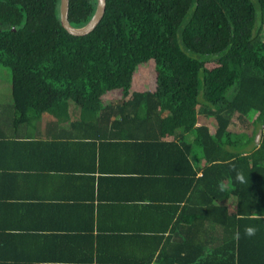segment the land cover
Masks as SVG:
<instances>
[{
    "label": "trees",
    "instance_id": "obj_1",
    "mask_svg": "<svg viewBox=\"0 0 264 264\" xmlns=\"http://www.w3.org/2000/svg\"><path fill=\"white\" fill-rule=\"evenodd\" d=\"M95 5L69 0L71 24H84ZM263 31L264 0H106L101 19L80 35L61 25L59 0H0L13 124L45 111L68 119L75 106L106 123L146 125L149 164L161 145L182 157L168 168L176 190L149 196L147 232L100 233L95 264H264V221L235 213H264V129L249 151L250 138L229 129L249 114L262 125ZM247 224L255 236L245 235ZM140 238V248H124Z\"/></svg>",
    "mask_w": 264,
    "mask_h": 264
},
{
    "label": "crops",
    "instance_id": "obj_2",
    "mask_svg": "<svg viewBox=\"0 0 264 264\" xmlns=\"http://www.w3.org/2000/svg\"><path fill=\"white\" fill-rule=\"evenodd\" d=\"M1 72L0 264H95L90 257L100 233L117 228L134 235L147 232L149 196L158 189L164 194L176 190L168 171L182 158L176 149L161 145V156L149 164L145 151L150 142L142 129L146 125L135 120L117 125L79 112L63 120L45 111L15 125L9 73ZM254 117H233L236 125L229 127L250 138L244 148L248 151L261 139ZM192 137L185 134L187 141ZM195 151L191 146L188 155L193 167ZM198 162L202 165L204 158ZM140 240L124 248H140Z\"/></svg>",
    "mask_w": 264,
    "mask_h": 264
},
{
    "label": "water",
    "instance_id": "obj_3",
    "mask_svg": "<svg viewBox=\"0 0 264 264\" xmlns=\"http://www.w3.org/2000/svg\"><path fill=\"white\" fill-rule=\"evenodd\" d=\"M106 0H96L95 10L91 17L82 25L75 26L69 21V0H59V20L61 25L70 33L80 35L90 31L101 19L105 11ZM262 131L257 135L260 137Z\"/></svg>",
    "mask_w": 264,
    "mask_h": 264
},
{
    "label": "clouds",
    "instance_id": "obj_4",
    "mask_svg": "<svg viewBox=\"0 0 264 264\" xmlns=\"http://www.w3.org/2000/svg\"><path fill=\"white\" fill-rule=\"evenodd\" d=\"M262 129V125H261ZM236 181L240 184H247L248 180L244 176L242 172H237L236 173ZM231 207V206H230ZM235 213L237 214V217L242 220H247V221H264V213H258L257 211H251V212H238L235 207ZM257 227L252 224H247L245 225L244 233L248 237H252L256 235L257 232ZM236 239H239V232L235 233Z\"/></svg>",
    "mask_w": 264,
    "mask_h": 264
},
{
    "label": "rangeland",
    "instance_id": "obj_5",
    "mask_svg": "<svg viewBox=\"0 0 264 264\" xmlns=\"http://www.w3.org/2000/svg\"><path fill=\"white\" fill-rule=\"evenodd\" d=\"M262 37H263V39H264V31H263ZM147 67H148V66H147ZM1 69L8 70V68H7V67H4V66H1ZM2 74H3V72H1L0 77L2 76ZM9 94H10V99H11V92H10V91H9ZM11 102H12V99H11ZM71 108H72V110H73V113H74V112H79V110L77 109V107H75V106H71ZM208 120H209V119H208ZM211 126H213V125L211 124ZM211 128H213V127H211Z\"/></svg>",
    "mask_w": 264,
    "mask_h": 264
},
{
    "label": "built area",
    "instance_id": "obj_6",
    "mask_svg": "<svg viewBox=\"0 0 264 264\" xmlns=\"http://www.w3.org/2000/svg\"><path fill=\"white\" fill-rule=\"evenodd\" d=\"M262 129H264V117H263V120H262Z\"/></svg>",
    "mask_w": 264,
    "mask_h": 264
}]
</instances>
